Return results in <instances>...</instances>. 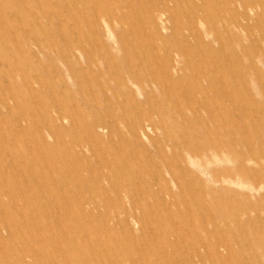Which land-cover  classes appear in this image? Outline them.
<instances>
[{
	"label": "rangeland",
	"instance_id": "obj_1",
	"mask_svg": "<svg viewBox=\"0 0 264 264\" xmlns=\"http://www.w3.org/2000/svg\"><path fill=\"white\" fill-rule=\"evenodd\" d=\"M0 264H264V0H0Z\"/></svg>",
	"mask_w": 264,
	"mask_h": 264
},
{
	"label": "bare ground",
	"instance_id": "obj_2",
	"mask_svg": "<svg viewBox=\"0 0 264 264\" xmlns=\"http://www.w3.org/2000/svg\"><path fill=\"white\" fill-rule=\"evenodd\" d=\"M39 177H40V175H39ZM35 180H36V178H35ZM96 182V181H95ZM155 183V182H154ZM56 185V184H55ZM95 186H97L96 184H95ZM61 192V191H60ZM170 192V191H169ZM57 194H58V192H57ZM52 201V200H51ZM54 202V201H53ZM89 202V201H88ZM169 203V202H168ZM164 204V203H163ZM88 210V209H87ZM37 218V217H36ZM103 229V228H102ZM103 232V231H102ZM105 233V232H104ZM99 244H101V243H99ZM100 248H102V247H100ZM102 250V249H101ZM99 251V250H98ZM103 251V250H102ZM140 262V261H139Z\"/></svg>",
	"mask_w": 264,
	"mask_h": 264
}]
</instances>
